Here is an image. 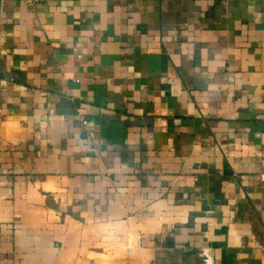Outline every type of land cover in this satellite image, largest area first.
<instances>
[{"label":"crops","instance_id":"1","mask_svg":"<svg viewBox=\"0 0 264 264\" xmlns=\"http://www.w3.org/2000/svg\"><path fill=\"white\" fill-rule=\"evenodd\" d=\"M0 264H264V0H0Z\"/></svg>","mask_w":264,"mask_h":264},{"label":"built area","instance_id":"2","mask_svg":"<svg viewBox=\"0 0 264 264\" xmlns=\"http://www.w3.org/2000/svg\"><path fill=\"white\" fill-rule=\"evenodd\" d=\"M29 6H36L44 2V0H22Z\"/></svg>","mask_w":264,"mask_h":264}]
</instances>
